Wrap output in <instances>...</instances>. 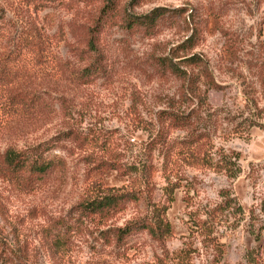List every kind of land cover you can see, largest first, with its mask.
<instances>
[{"label": "rangeland", "instance_id": "rangeland-1", "mask_svg": "<svg viewBox=\"0 0 264 264\" xmlns=\"http://www.w3.org/2000/svg\"><path fill=\"white\" fill-rule=\"evenodd\" d=\"M101 6V0L41 8L0 0V60L8 59L20 72V79L0 90L39 99L30 114L2 118L0 152L10 147L31 154L57 144L49 154L64 161L61 171L33 188L0 174V264H264V0H118L121 15L158 7L165 13L150 35L107 27L95 50L87 46L88 28ZM73 29L82 30L83 38L76 40ZM27 34L39 41L43 54L20 60ZM191 37L192 48L183 51ZM194 54L203 64L178 61ZM164 57L197 76L213 113L209 120L188 92L187 80L158 72ZM91 63L100 69L82 84L75 75ZM162 111L192 113L190 130L208 133L213 151L237 156L239 174L229 178L177 160L167 168L165 146H151L141 127L151 123L171 144L188 130L166 129L158 117ZM97 138L100 146L93 143ZM107 138L108 148L101 150ZM144 156L153 165V201H164L168 179L178 185L166 212L171 233L162 242L138 232L118 243L112 230L147 215L144 199L127 204L105 224L77 217L75 206L89 180L129 184L116 171H96L94 161L140 166ZM252 231L260 232L258 240ZM60 236L66 242L55 250Z\"/></svg>", "mask_w": 264, "mask_h": 264}, {"label": "trees", "instance_id": "trees-1", "mask_svg": "<svg viewBox=\"0 0 264 264\" xmlns=\"http://www.w3.org/2000/svg\"><path fill=\"white\" fill-rule=\"evenodd\" d=\"M24 4L33 7H44L51 2H60L65 5L75 2L77 5L80 2L90 4L96 0H22ZM100 7L92 25L88 28L89 38L87 46L97 49V41L107 27L122 26L130 33H143L150 35L158 25L160 17L165 13V9L158 7L143 15H134L124 12L122 15L118 11V0H101ZM76 40L82 39L83 31L71 30ZM34 36L24 35L19 46V53L24 60L25 56L31 55L33 58L43 54L40 49L42 46L38 43ZM193 46L192 37L187 38L181 48L183 51L191 49ZM36 52V53H35ZM35 53V54H34ZM173 57L176 58V56ZM6 58V57H5ZM8 58V57H7ZM182 65L203 64L202 59L196 54L186 57H179L178 60ZM157 70L162 75L171 74L176 79L188 81L189 93L195 98L199 105V111L204 113L206 118L212 117L209 103H207L206 92H201L197 86L199 80L197 76L187 74V71L181 68L178 62H173L169 58H161L157 62ZM100 67L96 63H91L84 67L75 75V78L80 83H90L92 78L97 75ZM20 79V72L17 67L8 59L0 60V86L7 87L13 84L14 81ZM182 97L188 98L187 94L182 91ZM189 96V95H188ZM38 101L35 96H29L21 91H13L10 89L0 90V121L6 115L26 112L30 114L38 106ZM191 114H185L175 111H162L158 117L165 128L171 127L177 130H188V133L176 142V144L167 143V136L164 132L158 131L155 133L154 126L151 123H144L141 127L146 130L151 146H165L164 164L167 168L174 163L175 160L183 162L186 165L194 167L210 168L215 171L225 174L229 178L236 177L240 170L238 167L237 156L228 154L219 149L213 151V145L209 135L206 132H197L190 130L195 125ZM167 124V125H166ZM252 123H250L251 126ZM254 124V123H253ZM164 126V125H162ZM163 128V127H162ZM164 130V128L162 129ZM100 139H94L93 143L100 146ZM101 150H107L108 138L102 141ZM57 144L43 145L36 147L31 154H26L22 151L13 148H6L0 152V174L10 178L12 181L33 188L35 183L50 177L53 173L61 171L64 168V161L59 156L49 154L52 148L58 147ZM140 166L130 163H121L115 159L107 160L104 158L98 159L95 162V170L104 172L105 170H113L120 176H125L129 180L128 186L112 187L106 186L100 178L89 180L84 191L82 199L77 203L75 209L79 215L77 217H92L99 224H105L107 221L114 218L117 214L125 210L127 204L137 203L144 199L148 205L149 212L143 217H137L127 221L123 226L112 230V237L118 243H122L129 236L138 232H146L153 240L162 242L171 233L170 223L166 218V212L174 200L173 192L178 185L171 184L168 179V184L164 187L165 199L163 202L153 201L150 197L152 170L153 165L149 156H144ZM171 169V168H170ZM170 174H168L169 177ZM240 208V207H238ZM241 210V209H240ZM213 211L211 212V214ZM207 222L201 221L202 225ZM197 225V224H196ZM207 225V224H206ZM198 226V225H197ZM253 232V231H252ZM255 239H259L260 232H253ZM110 235V234H108ZM105 237L107 234L104 235ZM63 236L57 237L53 242L56 249H60L65 244ZM183 259L182 251L179 252V260ZM247 261H251L247 256Z\"/></svg>", "mask_w": 264, "mask_h": 264}]
</instances>
